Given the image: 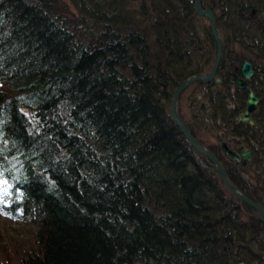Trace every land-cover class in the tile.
Masks as SVG:
<instances>
[{
	"label": "trees",
	"instance_id": "16d2710c",
	"mask_svg": "<svg viewBox=\"0 0 264 264\" xmlns=\"http://www.w3.org/2000/svg\"><path fill=\"white\" fill-rule=\"evenodd\" d=\"M224 49L188 89L194 135L264 205V0H202ZM195 0H0V213L35 218L3 264H264V224L170 112L173 91L217 56ZM256 122H238L248 91ZM238 67V69H237ZM211 120V121H210ZM226 131L211 143L198 129ZM245 146L250 161L222 146ZM8 245V243H6ZM1 246V250H3ZM5 261V262H4Z\"/></svg>",
	"mask_w": 264,
	"mask_h": 264
},
{
	"label": "water",
	"instance_id": "95a60500",
	"mask_svg": "<svg viewBox=\"0 0 264 264\" xmlns=\"http://www.w3.org/2000/svg\"><path fill=\"white\" fill-rule=\"evenodd\" d=\"M194 9L199 15L206 17L210 22L211 32L217 43L216 61L211 71L208 72L207 74L194 75L186 79L184 82H182L177 86V88L173 91L171 96L170 112L173 119L176 121L178 127L180 128V130L182 131L183 135L188 140V142L196 150L206 155L212 161L214 168L219 173L223 184L227 187L230 193L235 198L245 202L246 204L257 210L258 214L260 215V219L264 224V205L249 197L239 186L231 182L228 171L225 168L221 159L209 146H207L205 143H203L194 135L189 123L182 118L180 112L179 103H180V98L184 91H186L197 81L211 82L215 79L222 61V53L224 49L223 41L218 31L216 15L213 9L210 7L205 8L202 0H195ZM241 72L243 76H239L238 74H235L233 77V81L235 82L239 90L248 91L249 96L246 101L245 111L239 116L238 122H248L251 125L255 126L256 122L253 119L252 114L257 111L258 106L261 103V99L257 95L253 86H251L249 83V80H251V78L255 73L252 62L245 61L241 67ZM217 80L220 81V79ZM222 147L227 156L237 161L241 159L250 161L253 158L252 151L245 150L244 147H240L237 150H234L228 145L227 142H222Z\"/></svg>",
	"mask_w": 264,
	"mask_h": 264
},
{
	"label": "rangeland",
	"instance_id": "374dc122",
	"mask_svg": "<svg viewBox=\"0 0 264 264\" xmlns=\"http://www.w3.org/2000/svg\"><path fill=\"white\" fill-rule=\"evenodd\" d=\"M215 79L217 80V78ZM184 94H185V103L182 104V111L183 114H185V119L189 120L192 119V108H191L192 101H190L191 100L190 98L197 96L200 100L199 104L203 106L204 102H201L203 101V93L197 91L196 89L190 88ZM261 104L262 103L259 104V107L261 106ZM244 111L245 109H243V111L239 113V116ZM198 132L204 135L205 138L209 140L211 143H217L218 140L217 138L220 135L225 138L228 137V133L223 130L216 131L215 129L204 128V129H198ZM7 199L9 200L10 198L4 197L0 199V202L5 203ZM0 209L3 210L4 208L0 205ZM34 219L35 218L33 219L24 218L23 215L20 214V212H18V215H15L13 217H8L0 213V247L3 246L2 247L3 250H1L0 248V264H3V258L5 256V252H8L11 255H13L16 252H22L19 249L20 247L33 245V237H34V232L36 230V224ZM6 243H8V245Z\"/></svg>",
	"mask_w": 264,
	"mask_h": 264
},
{
	"label": "bare ground",
	"instance_id": "6f19581e",
	"mask_svg": "<svg viewBox=\"0 0 264 264\" xmlns=\"http://www.w3.org/2000/svg\"><path fill=\"white\" fill-rule=\"evenodd\" d=\"M219 31V30H218ZM202 107H204V106H202ZM238 121V120H237Z\"/></svg>",
	"mask_w": 264,
	"mask_h": 264
},
{
	"label": "flooded vegetation",
	"instance_id": "af4514ba",
	"mask_svg": "<svg viewBox=\"0 0 264 264\" xmlns=\"http://www.w3.org/2000/svg\"><path fill=\"white\" fill-rule=\"evenodd\" d=\"M254 67V66H253ZM254 71H255V69H254ZM249 94V93H248Z\"/></svg>",
	"mask_w": 264,
	"mask_h": 264
}]
</instances>
